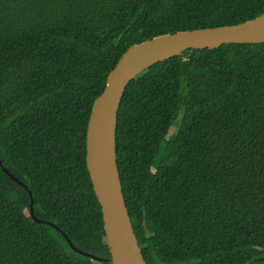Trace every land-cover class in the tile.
<instances>
[{"label": "trees", "instance_id": "obj_1", "mask_svg": "<svg viewBox=\"0 0 264 264\" xmlns=\"http://www.w3.org/2000/svg\"><path fill=\"white\" fill-rule=\"evenodd\" d=\"M263 13L264 0H0V160L32 194L0 165V264H108L64 234L111 257L86 162L109 73L135 44ZM117 160L147 264H264V43L139 74Z\"/></svg>", "mask_w": 264, "mask_h": 264}, {"label": "water", "instance_id": "obj_2", "mask_svg": "<svg viewBox=\"0 0 264 264\" xmlns=\"http://www.w3.org/2000/svg\"><path fill=\"white\" fill-rule=\"evenodd\" d=\"M261 43H264V13L237 25L159 35L131 46L124 53L109 73L103 93L93 103L87 128V168L102 208L111 257L102 258L83 252L64 234L75 252L108 264H147L126 204L117 160L118 113L131 81L155 64L180 56L190 49L215 50L227 44ZM0 165L29 191L27 185L3 167L1 160ZM31 216L37 223L44 222L35 216L33 199ZM47 223L57 228L53 223Z\"/></svg>", "mask_w": 264, "mask_h": 264}, {"label": "rangeland", "instance_id": "obj_3", "mask_svg": "<svg viewBox=\"0 0 264 264\" xmlns=\"http://www.w3.org/2000/svg\"><path fill=\"white\" fill-rule=\"evenodd\" d=\"M172 131H174V129H172ZM105 255H106L107 257H109V253H108V252H105Z\"/></svg>", "mask_w": 264, "mask_h": 264}]
</instances>
